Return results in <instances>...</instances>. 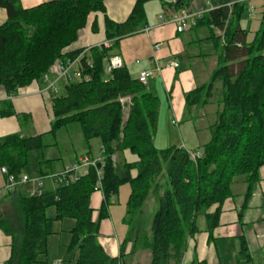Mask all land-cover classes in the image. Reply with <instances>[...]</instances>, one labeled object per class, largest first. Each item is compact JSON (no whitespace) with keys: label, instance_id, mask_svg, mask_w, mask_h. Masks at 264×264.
Returning a JSON list of instances; mask_svg holds the SVG:
<instances>
[{"label":"trees","instance_id":"trees-1","mask_svg":"<svg viewBox=\"0 0 264 264\" xmlns=\"http://www.w3.org/2000/svg\"><path fill=\"white\" fill-rule=\"evenodd\" d=\"M147 1L136 0L121 23L105 17V36L111 45L90 49L92 67L86 66L85 58L81 60L90 79L69 83L59 94L50 95L54 116L51 133L78 123L86 140H100L104 166L98 219H92L90 206V196L96 191L94 169L69 185L46 188L38 196L17 189L18 225L13 226L9 217L0 213V229L12 239L5 264L36 263L37 257L46 252L53 223L63 218L74 220L68 246L69 251L77 252L74 264H120L118 258L104 253L97 235L99 219L107 216L110 198L124 182L130 185L126 202L129 218L133 219L149 197L157 200L149 235L143 239L140 227L134 225L127 239L133 246L139 244L150 251V264H179L187 236L198 231L197 218L205 219L208 231L217 224L221 203L231 195L230 185L237 176H244L246 183L244 204L238 214L242 215L257 170L264 165V8L251 41H247V31L239 24L247 13L241 0L231 9L223 5L201 16L221 31L214 38L217 67L207 85L185 94V111L207 104L214 97L216 82L221 91L219 108L209 125V140L200 147L202 155L193 161L182 147L155 148L152 136L159 102L144 84L131 79L124 66L104 74L106 60L119 40L139 31ZM0 7L7 14L0 25V86L8 96L40 80L55 61L78 55L82 49L63 50L77 39L90 13H105L104 0H50L30 8H23L19 0H0ZM92 30H96L95 21ZM121 96L131 97L124 122L118 100ZM12 114L11 104L5 102L0 115ZM41 136L11 134L1 138L0 165L18 176L26 166L28 152L42 147ZM114 145L128 150L137 160L127 165L113 163L110 157ZM48 172L41 167L39 174ZM214 204L216 209L209 213ZM50 209L53 213L47 215ZM241 249L244 254L243 241Z\"/></svg>","mask_w":264,"mask_h":264},{"label":"crops","instance_id":"crops-1","mask_svg":"<svg viewBox=\"0 0 264 264\" xmlns=\"http://www.w3.org/2000/svg\"><path fill=\"white\" fill-rule=\"evenodd\" d=\"M47 1L50 0H19V3L23 8H30ZM237 1L148 0L144 4L145 19L139 26V31L122 37L117 47L111 51L112 56H119L122 60L131 79H137L141 70L153 69L155 62L164 64L168 60H174L179 63L177 68L163 67L158 74L148 78L147 83L144 84L146 90L155 95L159 102L157 126L152 136L153 144L157 148L165 149L171 146L182 147L186 150L189 148L201 156L198 146L205 144L210 137L209 125L212 120L211 122L208 120L210 113L206 108H210L211 104H208L205 111L199 114L194 108L187 113L185 111V94L199 86L207 85L211 81L212 73L217 67L218 55L214 38L221 35L219 29L209 26L206 19L201 16L223 5H228L231 9ZM260 1L262 17L264 0ZM135 2L136 0H104L105 13H90L86 25L79 30L77 39L63 52L82 49V51L86 50V54L89 56L91 48L97 47L106 40L104 18L107 17L117 23L125 21ZM177 2L180 3L177 4ZM182 7L199 15V20L195 21L194 25L183 32H177L174 24L160 23L159 17L169 19ZM253 14L245 13L250 19ZM6 19V11L0 7V25ZM93 21L96 23L95 31L92 30ZM239 24L247 31L241 22ZM144 27L148 28L147 32L142 31ZM255 32L252 34L253 36ZM253 36L247 38V41H251ZM57 62L55 61L48 70L50 77L58 70ZM219 84L216 82L214 87ZM44 88L45 83L41 79L34 80L19 88L15 94L8 96L4 88L0 86V109L3 108L5 102H9L13 111L12 115H0V139L11 134H20L26 137L51 135L52 140L45 143L46 146L57 145L56 137L62 127L54 134L50 132L54 116L51 108V96L44 91ZM192 112L195 113L191 114ZM187 114L188 118L185 119ZM170 126L176 130L175 133L174 131L170 132ZM99 148L100 143L95 154L93 151L89 152L91 148H88L87 153L96 155L99 153ZM127 154L126 151L122 152L124 159L131 156ZM77 156L75 155L73 159ZM115 159L117 163L116 155ZM54 160L55 158L43 159L40 162V167H43L45 171H52ZM59 164L58 172L65 162ZM1 167L4 166L0 165ZM6 180V175L0 170V208L6 207L8 204L16 210L17 189L27 191L29 186L22 185L11 191H6L3 189ZM45 187L53 189L48 182L45 183ZM230 189L231 195L221 203L218 222L210 231L207 230L205 219L202 216L197 218L198 231L187 236L179 264H264V165H261L257 170V180L246 206L242 209L241 216L238 214L244 204L246 190L244 176L235 177ZM116 196L117 194L111 196L110 204L117 200ZM101 202V192L95 191L90 196L94 221L98 219ZM109 205L107 216L99 219L97 235V242L104 253L109 258H118L120 264H150V251L139 244L133 246L131 240L127 241L131 228L135 224H132V219L127 216L126 204L125 209L116 217L112 211L110 213ZM216 207L217 204H214L208 209V212H214ZM0 213L3 217H7V214L1 209ZM73 227L74 220L71 218L56 220L52 225V232L46 240V252L39 255L34 264H74L77 252H71L68 249ZM241 241L245 244L244 254L241 249ZM11 246V236L0 229V264H5L9 259Z\"/></svg>","mask_w":264,"mask_h":264},{"label":"built area","instance_id":"built-area-1","mask_svg":"<svg viewBox=\"0 0 264 264\" xmlns=\"http://www.w3.org/2000/svg\"><path fill=\"white\" fill-rule=\"evenodd\" d=\"M246 4L247 12L252 15L255 8L251 5L252 0H241ZM199 17L198 14L191 12L186 7L180 8L176 13H174L169 19H164L162 16L159 17L160 23H172L175 25L177 32H183L190 26L195 24V21ZM143 32H147L148 28H142ZM111 40H104L97 47L108 48L111 45ZM157 47V45H155ZM85 58L86 66L92 67V62L90 57L86 54V50L81 51L78 55L72 58L60 59L57 62L58 70L54 73L52 77L49 76L48 72L42 75L41 80L45 83L44 91L50 95H57L64 85L79 81H88L90 79L89 75L84 72V68L81 64V60ZM153 69L141 70L138 73L137 80L142 84H146L148 78L153 77L158 74L163 67L177 68L179 63L174 60H168L164 64L160 62H155ZM123 66L122 60L119 56H109L107 58L104 66V74L109 75L113 69L120 68ZM189 157L195 161L199 154L197 152H192L187 150ZM110 159L113 163H116L114 155H111ZM104 166V155L102 153V147L99 148V153L96 155H90L84 153L78 155L69 164H64L62 169L53 174L48 172L43 175L29 177L25 173H20L18 176H14L7 172L5 167H1L0 170L7 177L6 183L3 187L6 191H11L16 187L22 185H28L27 194L29 196H38L43 193L46 189L45 183L48 182L53 188L58 186H66L75 181L80 177L87 175L90 169H94L96 173V191L101 192V180L103 177L102 169Z\"/></svg>","mask_w":264,"mask_h":264},{"label":"rangeland","instance_id":"rangeland-1","mask_svg":"<svg viewBox=\"0 0 264 264\" xmlns=\"http://www.w3.org/2000/svg\"><path fill=\"white\" fill-rule=\"evenodd\" d=\"M251 5L256 9L254 12L252 18H247V16L244 14L242 18H240V22L242 23L243 27L247 29V38L249 39L250 36L252 37L253 33L256 31V29L259 26L260 21V0H252ZM250 21V22H249ZM249 25V28L247 27ZM106 76V75H105ZM61 91V90H60ZM221 91L220 84L217 85V87L213 88L214 97H212L207 104L204 106H194L193 108L195 111H197V114L205 111V108L208 104H211L210 108H206L208 110L209 116L208 120L211 122L215 118V113L218 110V101L220 98L219 92ZM120 105H121V114H122V122L126 121L130 106H131V97L130 96H121L118 98ZM211 109V110H209ZM210 111V112H209ZM215 111V112H214ZM195 112H192L193 114ZM190 116L192 117V115ZM188 118V114L185 117V119ZM170 126V132L175 133V129L171 128ZM182 135V134H181ZM183 137V136H182ZM52 140L51 135L47 136H41V143L42 147L40 149L31 150L28 152L27 155V163L24 169L22 170V173H25L29 177L39 176L40 174V162H42L43 159L50 158L54 159L55 162H53L52 166V173L55 174L58 172L59 163L65 162V164H69L72 162V159L75 155H80L87 153L88 148H91V151L95 154L98 151V145L100 143L99 138H91L89 140H86L83 132L81 130V127L78 123H71L66 126H63L57 134L56 137V143L55 146H46L45 143L50 142ZM203 144L199 145L198 147H201ZM115 148V145H114ZM156 149H159L155 146ZM192 148V147H190ZM195 148V147H193ZM114 157L117 156L118 164L121 165H127L128 163L135 162L137 158L132 155L128 150L122 149L120 147H117L114 149ZM188 150H190L188 148ZM126 151L128 153L127 155H131L127 157V159H124L122 156V152ZM191 151V150H190ZM200 155H202V151L199 150ZM57 158V159H56ZM74 160V159H73ZM127 160V161H126ZM116 163V164H117ZM160 181V180H159ZM162 182V180H161ZM159 193L162 192V188L158 189ZM130 193V185L128 182H124L119 185L118 192L115 201H113L112 204L109 205L110 213L112 211V214L116 217L118 214L125 209V204L127 202L128 196ZM157 207V200L155 197H149L144 204L141 206L139 211L134 215L132 219V224L138 225L141 228V234L142 238L144 239L149 235V223L150 219L156 210ZM5 214H7V217H9V221L13 226L18 225L19 218L16 215V210L12 205H6V207L0 208ZM114 210V211H113ZM49 211V212H48ZM47 211V215H50L53 213V210L50 209ZM118 212V213H117ZM117 213V215H116Z\"/></svg>","mask_w":264,"mask_h":264}]
</instances>
